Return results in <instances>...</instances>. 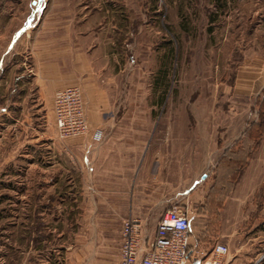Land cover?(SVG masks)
<instances>
[{"label":"rangeland","instance_id":"374dc122","mask_svg":"<svg viewBox=\"0 0 264 264\" xmlns=\"http://www.w3.org/2000/svg\"><path fill=\"white\" fill-rule=\"evenodd\" d=\"M51 48L54 81L84 76L88 111L106 116L99 147L55 134L32 73ZM122 165L125 188L104 183ZM143 168L167 198L155 214L222 225L202 251L264 261V0H0V264H87L85 245L119 240L108 211Z\"/></svg>","mask_w":264,"mask_h":264},{"label":"crops","instance_id":"0c3cea01","mask_svg":"<svg viewBox=\"0 0 264 264\" xmlns=\"http://www.w3.org/2000/svg\"><path fill=\"white\" fill-rule=\"evenodd\" d=\"M35 36H38L36 34ZM38 39H34L36 42ZM38 43L34 45V47H37L40 45V42L37 41ZM57 51L54 48L47 49L46 56L44 59H42L41 56V51L38 49H35V52L32 57V66H33V81L37 86V90L39 89V95L40 97H43L46 99L47 105L49 106V113H51V98L54 94V92L61 90L67 86H77L80 91H81V96H82V101H83V108H84V115L85 119L87 122V131L85 134L81 136H76V141L80 143L79 147H87L90 145H93V147H99V142H93L90 138L91 132L98 128L101 130L102 125V120L104 119L103 117L106 118V116L103 115H97V114H92L89 109H87L86 102L84 100V96H86L87 91L85 90V87L87 84L85 83V77L84 76H74V78H67V82L61 81L59 83H56L54 81L55 77L57 74H59V69H58V60L55 58L57 55ZM84 67L81 69V73L84 71ZM46 80L47 83H46ZM52 115V114H51ZM101 146V145H100ZM55 164V163H54ZM124 164V163H122ZM118 166L117 171L114 172L112 170H109L108 173L104 174V178L107 184H112L113 182H116L117 185L119 186H124L127 184V176L129 175V170L125 167V165ZM60 167V166H58ZM86 169L88 171H93L94 166L90 165V163H87ZM111 169V168H110ZM149 170L143 168L139 172H137V175L134 179L133 182V187L132 189L125 190L121 188L120 190H124L123 193L118 192V200L120 201H125L128 202L127 204L124 203L121 208H119L117 211L109 210L108 213H111V216H115L118 218H122L129 216V217H135V218H144L146 219L147 217H151L155 215V221L154 223L156 224L160 214H155V206L158 201L166 202L167 198H160L158 200H155L154 198V190H153V185L151 183V179L146 177V174ZM116 173V174H115ZM117 175V176H116ZM145 176V177H144ZM52 178L48 177V179H56V176H51ZM193 185H189L184 191H181V195L184 196L186 199H189V197L193 196L192 194V189ZM114 194L109 193L108 198L111 200H114L113 196ZM123 195V196H122ZM105 196V194H104ZM173 201V192L172 196L170 197L169 202ZM183 210V209H182ZM187 212L190 218V235H189V246L191 249V254L189 257L188 264H233V255H229V250L227 248L226 244L219 245V244H213V247L209 250L202 251L200 249V244H199V234L204 233V232H219V230L222 228V225L219 223L216 225H204L198 223L195 228L192 227V220L190 213L191 211L188 210H183ZM204 216L203 214L198 213L197 217H202L201 219L199 218L200 221H204ZM218 216V221H221L222 215L219 213ZM216 218V216H215ZM199 221V222H200ZM121 227V223H120ZM120 230V228H119ZM229 231V230H228ZM119 234V240L117 239V242L115 243H109V244H103L102 245H97L96 249H93L94 245L89 246L91 249L90 250L87 248L85 245L86 253L85 251H81L77 256H75V259H80L82 258L81 255H83L87 262V264H119V255H118V250L120 246V233ZM154 235V229L148 233V238H152ZM73 255V254H72ZM73 258V257H72ZM71 261V258H69ZM80 262V260H79ZM82 263V260H81Z\"/></svg>","mask_w":264,"mask_h":264},{"label":"built area","instance_id":"2783aa9c","mask_svg":"<svg viewBox=\"0 0 264 264\" xmlns=\"http://www.w3.org/2000/svg\"><path fill=\"white\" fill-rule=\"evenodd\" d=\"M51 112L58 138L81 136L87 131L81 91L67 86L54 92ZM90 138L100 142L102 131L94 129ZM142 220L127 217L120 227L119 264H188L190 218L175 207L165 209L159 216L154 235L148 238L142 231Z\"/></svg>","mask_w":264,"mask_h":264},{"label":"trees","instance_id":"16d2710c","mask_svg":"<svg viewBox=\"0 0 264 264\" xmlns=\"http://www.w3.org/2000/svg\"><path fill=\"white\" fill-rule=\"evenodd\" d=\"M229 158H230V156H229ZM260 264H264V261H261Z\"/></svg>","mask_w":264,"mask_h":264}]
</instances>
